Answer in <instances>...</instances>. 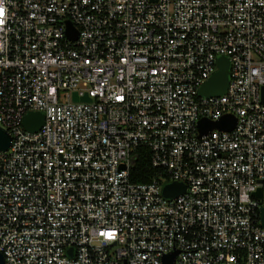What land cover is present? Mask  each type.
I'll return each instance as SVG.
<instances>
[{"label":"built area","instance_id":"2783aa9c","mask_svg":"<svg viewBox=\"0 0 264 264\" xmlns=\"http://www.w3.org/2000/svg\"><path fill=\"white\" fill-rule=\"evenodd\" d=\"M0 124L4 264H264V0H0Z\"/></svg>","mask_w":264,"mask_h":264},{"label":"water","instance_id":"95a60500","mask_svg":"<svg viewBox=\"0 0 264 264\" xmlns=\"http://www.w3.org/2000/svg\"><path fill=\"white\" fill-rule=\"evenodd\" d=\"M69 28L72 29L71 23ZM218 70L200 87L199 92L201 94L221 95L224 93L228 86L229 81V60L226 56H221L217 60ZM76 98V94H75ZM88 100V97L82 98ZM44 122V114L39 111H29L23 120V125L26 130L31 132L38 131ZM236 124V117L233 115H225L221 119L213 121L207 118H201L198 122L199 135L208 133L209 131L217 128L220 130H230ZM12 137L0 124V150H7L11 145ZM186 187L183 183L172 182L164 186L163 193L167 197H176L180 193L185 191ZM255 195L261 196V189L259 188ZM261 224L264 227V207L260 208ZM176 253H170L165 255L163 264H175ZM0 264H4V256L0 252Z\"/></svg>","mask_w":264,"mask_h":264},{"label":"trees","instance_id":"16d2710c","mask_svg":"<svg viewBox=\"0 0 264 264\" xmlns=\"http://www.w3.org/2000/svg\"><path fill=\"white\" fill-rule=\"evenodd\" d=\"M155 171L149 162V150L139 148L133 158L131 176L134 181L148 182L152 179Z\"/></svg>","mask_w":264,"mask_h":264}]
</instances>
